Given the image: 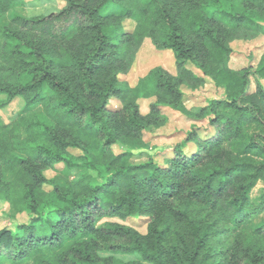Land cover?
I'll list each match as a JSON object with an SVG mask.
<instances>
[{
    "label": "trees",
    "instance_id": "trees-1",
    "mask_svg": "<svg viewBox=\"0 0 264 264\" xmlns=\"http://www.w3.org/2000/svg\"><path fill=\"white\" fill-rule=\"evenodd\" d=\"M24 1L0 0V18ZM64 1L59 12L18 15L1 28L0 108L16 96L26 104L0 121V192L30 218L0 230V264H264V224L250 227L264 212L250 199L264 181V53L255 69L230 64L235 40L264 36V0H241L259 18L222 0ZM110 3L123 13L104 14ZM146 38L174 52L176 73L157 67L130 87L119 74ZM208 81L223 97L189 112L183 88ZM151 97L143 115L138 100ZM164 108L192 118L184 140L128 162L168 122ZM158 152L168 153L160 161ZM62 162L97 170L102 182L45 176ZM134 216L148 218L146 233L98 224Z\"/></svg>",
    "mask_w": 264,
    "mask_h": 264
},
{
    "label": "rangeland",
    "instance_id": "rangeland-1",
    "mask_svg": "<svg viewBox=\"0 0 264 264\" xmlns=\"http://www.w3.org/2000/svg\"><path fill=\"white\" fill-rule=\"evenodd\" d=\"M149 0H139L141 4ZM66 5L64 0H25L19 6L10 10L5 16L0 18V45L4 41V37L1 33V28L8 24L14 17L20 15L23 17H33L39 15H46L52 12L61 11ZM223 8L229 10L233 14L248 13L253 18H259L258 13L247 12L241 3V0H222ZM124 8L122 4L110 3L105 7L104 14H122ZM129 28L130 23L126 24ZM128 30V29H127ZM234 53L231 57V67L234 69H242L251 66L255 69L259 63V60L264 53V36H258L254 39H238L232 43ZM161 67L168 72L176 73V57L171 49H158L150 38H146L141 47L135 52V58L131 67L127 72L119 74L121 82L128 84L130 87H135L139 84L140 80L146 77L153 69ZM254 89V85H252ZM185 92V106L191 113H196L203 107H205L209 101L213 98L223 97V90L216 87L213 82L208 81L205 86L198 90H191L189 88H183ZM6 95H3L5 98ZM156 101L155 97L151 98H139L138 105L140 112L144 115L150 110L151 104ZM25 104L23 98L16 97L6 106L0 108V121L4 124L13 121ZM122 106V103L117 98L110 101L109 107L117 110ZM42 120H47L42 108L37 110ZM163 112L168 117V122L157 129H153L146 133L145 141L148 144V148L144 151H135L133 154L127 156V160L133 164L145 163L149 160V157L155 148L158 146L159 150H164L180 143L184 140L186 134L191 129L193 123L192 118L188 114L172 110L170 108H164ZM191 115V114H190ZM205 125L204 122L201 123ZM194 148V144H191ZM191 145L189 144L188 146ZM115 152H121L116 146ZM120 150V151H119ZM148 150L150 151L148 152ZM73 154L81 153L78 150H72ZM168 152H158L156 154L157 159L162 161L163 155ZM45 176L49 179L63 178L64 180L75 181L82 176H90L94 183H101L102 179L98 177V171L90 169L85 166L69 167L65 163H56L52 167L45 168L43 170ZM250 199L254 206L264 204V181H259L250 193ZM30 218L27 212L17 213L13 209L10 201L5 198V195L0 192V230L5 228L15 229L19 224L28 221ZM148 218L141 216L130 217L127 220H122L119 217H105L101 219L98 224L104 222H118L134 227L141 233H146L148 228ZM264 224V212L259 215H254L250 222V227H259ZM110 255L108 252H103L102 256ZM117 258L122 261L141 260L138 254H115ZM146 264H151L145 262Z\"/></svg>",
    "mask_w": 264,
    "mask_h": 264
},
{
    "label": "crops",
    "instance_id": "crops-1",
    "mask_svg": "<svg viewBox=\"0 0 264 264\" xmlns=\"http://www.w3.org/2000/svg\"><path fill=\"white\" fill-rule=\"evenodd\" d=\"M16 97H20V98H22L21 96H16ZM16 97H15V98H16ZM15 98H14V99H15ZM23 100H24V99H23ZM24 102H25V100H24ZM25 104H26V103H25ZM25 104H23L22 109L25 107ZM22 109H21V110H22ZM21 110H20V111H21ZM20 111H19V112H20Z\"/></svg>",
    "mask_w": 264,
    "mask_h": 264
}]
</instances>
